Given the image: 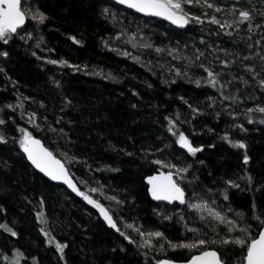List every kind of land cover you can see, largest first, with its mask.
<instances>
[{
	"label": "trees",
	"instance_id": "1",
	"mask_svg": "<svg viewBox=\"0 0 264 264\" xmlns=\"http://www.w3.org/2000/svg\"><path fill=\"white\" fill-rule=\"evenodd\" d=\"M31 2L47 13L45 22L37 24L27 19L23 29L32 31V37L25 41L17 36L7 45L0 42V50L9 52L7 57L0 56V67L4 69L0 72V117L5 120V124L0 125V132L7 136L5 141H0V204L6 209L0 212V223H7L18 233L12 236L0 229V249L11 256L14 254L11 249L20 248L25 253L21 264H155V259L190 257L186 248L166 247L162 252L151 251L146 259L144 252L148 251L147 247L138 248L137 244L108 225L94 205L83 197L75 196L65 185L48 180L29 164L18 142L21 128H27L60 158L80 190L104 204L122 230L137 242L139 234L132 229H124L119 217L139 225L143 231L158 228L172 240L193 238V233L185 229V224L202 229L201 238L208 241L225 235L224 224L214 222V232L207 222L200 220V215L206 216V212L198 213L187 204L170 205L151 199L145 177L167 171L175 173L176 170L169 169L167 163H155L156 159L177 163L173 156H179L181 164L190 162L193 165L188 173L183 174L186 177L183 182L174 176L182 187L188 185L185 187L186 200L196 192L205 199L214 200L212 206L225 214L229 205L234 210H243L248 223L254 225L253 232L258 231L251 216L253 200L258 205L256 213L264 211V191L256 189V185H264V124L259 122L264 114L253 113V119L249 121L243 113L247 107L260 102L259 90L254 93L255 100L244 99L239 104H233L231 100L219 97V85L216 88L208 84L197 85L183 78L163 83V70L159 65L170 61L181 67L184 61L166 54L162 58L154 49L133 48L125 42L127 37H114L116 31L121 30L120 26L134 21L129 30L135 31L139 26L151 33L147 39L154 45L175 46L179 42L189 55L194 46L204 50L208 59L214 56L223 58L225 54L218 51L220 48L239 53L237 63L226 71L248 76L238 61L249 52H254L256 55L244 62L254 63L259 68L261 53L257 50L264 49V0H212L223 5L220 12L203 7L202 0L201 5H186V10L194 15H216L221 23L232 22L225 24L227 32L208 19H203L202 23L190 20L188 27L176 28L110 0ZM102 6L122 10L128 20L117 17L114 21L101 16ZM240 10H249L252 13L251 23L260 27L249 31V22L237 19ZM236 23L240 25L238 28ZM72 36L82 40V43L76 44ZM136 40L145 42V38L139 36ZM248 43L253 47L248 48ZM185 45L187 48H184ZM122 49L130 55H121ZM208 53L212 55L208 56ZM133 55L140 56L141 60L132 59ZM61 58L67 59L69 65L50 62ZM148 60L152 61L151 65L146 63ZM70 65H76L77 69ZM216 67L224 66L217 63ZM198 75L206 73L193 66L192 79ZM172 76H175L174 68L171 69V76L167 71L163 72L164 79L171 81ZM54 80L60 83L56 84ZM236 86L241 87L239 83ZM243 88L248 92L254 91L252 86L244 85ZM224 91L227 94L230 89ZM181 96L204 111L192 115L193 109L180 99ZM206 97L216 98V104L209 107L212 102ZM18 102L23 103V108ZM9 103L15 107L7 108ZM223 104L232 105L241 115L228 116ZM30 112L37 114L35 123H29L27 113ZM217 112L221 114L217 116ZM176 113H180L179 117ZM169 116L178 120V130L189 135L194 146L204 145L196 156L175 143L177 137L168 131ZM233 123L237 127H230ZM239 124H243L247 131H242ZM226 130L230 139H242L246 147H235L222 139ZM144 148L160 151L145 153L141 151ZM245 152L250 156L247 164L243 161ZM145 155L147 159L142 158ZM73 156L77 159H71ZM245 173L252 175L253 183L239 179ZM229 178L235 179L240 188H226L224 181ZM92 188L99 191L92 192ZM225 188L228 200L219 192V189ZM248 188L252 191L244 190ZM208 189L213 191L208 192ZM110 196H117L118 200L125 202L118 204L110 200ZM37 212L42 213L44 222L37 219ZM158 212L160 215H157ZM180 213L185 219L177 223ZM165 215L173 218L165 220L162 218ZM41 227L50 232L49 237L44 236ZM51 236L61 243L66 242L63 258L55 243H46ZM152 239L156 241L159 238ZM214 246L221 248L219 244ZM32 256L37 260L32 261ZM0 264H10V261L0 258Z\"/></svg>",
	"mask_w": 264,
	"mask_h": 264
},
{
	"label": "snow or ice",
	"instance_id": "2",
	"mask_svg": "<svg viewBox=\"0 0 264 264\" xmlns=\"http://www.w3.org/2000/svg\"><path fill=\"white\" fill-rule=\"evenodd\" d=\"M115 4L126 6L128 9L135 10L138 13L162 17L172 22L175 25L184 26L187 25L190 20L195 23H202L203 19H208L211 22L218 24L221 29L225 32L228 29L225 27V24L232 23L230 21H226L225 23H221L219 19H217L216 15H194L190 11L186 10V5H190L196 3L197 5H201V0H114ZM202 6L207 8H213L216 12H220L223 5H218L213 3L212 0H202ZM235 8V5H233ZM100 15L111 18L112 20H116L117 17L128 20L126 16H124L123 11H118L116 8L111 6H102L100 9ZM48 18L47 13L42 11L40 7L34 6L31 0H0V42H3L4 45L9 44L10 41H13L15 37H19L20 40H25L28 37H32V31H26L21 28L22 25H25L26 19H30L35 21L37 24H43L45 20ZM237 19L240 22L248 21L249 22V31H251L254 27H260V25H253L252 21V13L249 10H240L238 13ZM134 21H130L129 23L120 26L121 30L116 31L114 38H124L127 37L126 43H130L133 48H137L138 46L145 49H154V52L157 54H161L163 58V54H166L169 57H172L175 60L184 61L181 67H176L174 64H171L170 61H165V64L159 65L163 70L161 73V79L163 83H170L177 78L190 79L191 82L200 85V84H208L213 88H216L219 85V97L222 100H231L233 104H239L240 101L244 99H256L255 91L258 89L260 92V102H256L252 107H247L243 113L245 118L249 121L253 119V113L264 114V49H258L257 52H260L258 59L260 61L259 68L254 63H245V60H248L250 57L255 56L256 53L249 52L247 56L244 57L243 60H239L240 66L244 69V72L249 74L246 76L245 74H233L232 71H226L230 66H233L237 63L236 57L239 56V53L232 52L231 50H226L223 48L218 49V51L225 54L222 58L220 56H214L211 59H208L205 56V51L200 48H196L193 46L191 55L184 52V49L180 47L179 42H176V45L172 44L168 45H154L151 40H148L147 37L151 35V33L145 32L144 29L136 26L135 31H130L129 29L132 26ZM264 23V22H262ZM239 23H236L235 27H239ZM145 38V42L140 43L136 40V37ZM43 39V37H41ZM72 40L76 42V44H81L82 40L77 39L76 36L71 37ZM203 40V37H201ZM106 43H108L106 41ZM256 43H260V41H256ZM38 46V45H37ZM111 46V44H108ZM208 47H212V45H208ZM248 48H252L253 45L251 43L247 44ZM187 48V45L184 46ZM121 55L129 56L130 53L126 50L120 51ZM33 55H36L33 52ZM211 53H208V56H211ZM0 56L7 57L9 56L8 51L0 50ZM138 62L141 60V57L138 55H133L131 57ZM202 58H204L202 60ZM42 59H48V57H42ZM52 64L56 65H69V61L67 59H52L50 60ZM147 64L151 65L152 61L148 60ZM159 64V61H157ZM223 65L222 68H217L216 64ZM74 70L77 69L76 65H70ZM193 66L198 69L203 70L206 75L196 76L192 79L191 69ZM86 67V65H85ZM175 69V76L171 77V81L168 79H164L163 72L167 71L171 76V69ZM151 70V68L149 69ZM4 69L0 67V72H3ZM227 76V79H225ZM254 77L255 79H252ZM10 79V78H9ZM14 83V82H13ZM54 83L59 84L58 80H54ZM239 83L241 87H237L236 84ZM244 85L252 86L254 91L248 92L246 88H243ZM152 87L151 84L148 85ZM225 89H230V91L226 94ZM135 92V89L132 90ZM239 92V95H234L233 93ZM181 100L184 101L185 104L188 105L190 109H193L192 115H196L197 113H201L204 111L203 108L194 106L189 103L184 96L180 97ZM207 100L212 102L209 107L216 104V98L214 97H206ZM67 100V97H65ZM19 106L23 108V103L18 102ZM71 102L69 101V104ZM7 108H14L15 105L9 103L6 105ZM223 108L226 110V114L231 117H239L241 113H238L232 108V105L223 104ZM2 111V109H0ZM29 116V123H35L36 112L27 113ZM221 113L217 112L216 115L219 116ZM179 117L180 113L175 114ZM46 119V117H45ZM169 120L168 131L172 132L177 138L175 143L182 146L183 149L186 150L187 153L192 156H196L198 152H200L204 145L200 144L198 146H194L192 140H190L189 135H186L184 131L178 130L179 124L177 119H173L171 116L167 117ZM261 124H264V118L259 120ZM71 123V121L69 122ZM5 124V120L0 117V125ZM242 131H247L243 124L238 125ZM40 127V125H37ZM230 127H237V124L233 123ZM55 131V129L53 130ZM63 132V129L59 130ZM209 131H213V129H209ZM22 135L19 137V145L23 149L25 153H27L28 160L41 171L47 173L49 177L53 180L64 181L67 186L73 191L77 192L84 200L88 201L89 204L94 205L97 209H99L100 214L103 219L117 232H120L127 240L132 243L137 244L138 248L147 247L148 251L144 252V256L147 259L150 255L151 251L162 252L165 248L172 249H188L190 253V257H185L183 259H155V264H264V211L260 214H257L255 209L258 207L255 200L252 203V220L254 221L255 228L258 229L255 233L253 232V224L248 223V219L246 218V214L243 210L240 209H232L231 206L226 209V213L223 211H218L216 207L212 205L215 203L214 200L205 199L200 196L198 193L193 192L192 196L186 200L185 198V187L181 186V182H183L186 177L183 174L189 172V169L193 167L192 163L181 164L179 156H173L174 159L177 160V163H172L171 161H165L161 159H156L155 163L159 165H163L167 163V167L169 169H175V173L173 171L160 172L158 174L146 176L145 179L148 181L150 187L149 192L156 199H160L161 197L167 201H179L181 204H187L190 209L197 210L198 213H207V215H200V220L207 222L212 230L215 232L216 227L214 222H218L224 224L225 235L215 239L213 241H208L205 238H201L202 229L196 228L191 225L185 224V229L193 233V238L188 239L187 237L179 240L169 239L168 236L165 235L164 232H161L158 228L155 230L143 231L141 227L133 222L125 220L123 216L119 217L121 221H123L124 229H132L133 231L139 234L140 240L137 242L133 239L128 232L123 231L122 227L118 225L117 220L113 218V215L109 211L108 208L105 207L99 200L94 199L92 196L88 194L86 191H81L80 188L77 187V184L74 182L72 175H70L69 170L65 168L64 164L58 160L48 148L44 147L39 139L33 136L32 132H30L27 128H21ZM222 139L226 140L229 144L244 148L246 147L245 141L242 139H230V133L226 130L222 134ZM7 136L0 132V141H5ZM142 152H158L160 149H149L144 148L141 149ZM131 155V153H128ZM143 159H147L145 155L142 157ZM71 159L75 160L76 157H71ZM250 160V156L245 152L243 155V161L247 164ZM199 163L203 164L204 161H199ZM104 167H111V165H105ZM174 176L179 177L181 182H177V179H174ZM197 177H193L196 179ZM239 179L246 180L247 183H253V177L249 173H245L244 176L239 177ZM84 181H81L83 183ZM226 188L227 186H231L233 188H240V184L236 183L235 179H227L224 181ZM225 189H219L221 195H223L225 200H228V193ZM256 189L259 191H264V185H256ZM245 191H252L251 188L244 189ZM92 192H97L99 189L92 188ZM213 189H208V192H212ZM103 194V193H102ZM112 201H117L118 204H123L124 200H118L117 196L108 197ZM43 203V199L41 198V204ZM6 209L2 204H0V212H5ZM180 212L179 209H177ZM233 213H235L233 215ZM157 215H160L158 212ZM37 219H42V213H36ZM165 220H170L173 217L171 215H165L162 217ZM185 217L183 213H180L179 220L177 223L184 221ZM0 229H4L5 231L11 233L12 236H17L18 233L12 228L9 227L7 223H0ZM40 231L44 234V236L49 237L50 232L46 230L44 227L40 228ZM206 236V233H205ZM159 238L154 241L152 238ZM46 243L52 244L55 243L56 250L61 253V258H63L64 249L66 247V242L61 243L56 239L55 236H51ZM221 245L220 249H217L214 245ZM239 246V247H237ZM11 252L13 255H9L7 252H4L0 249V258L4 261H10V264H21V257L25 256V253L20 248H13ZM236 252H239V255H236ZM32 261H36L37 257L32 256Z\"/></svg>",
	"mask_w": 264,
	"mask_h": 264
},
{
	"label": "water",
	"instance_id": "3",
	"mask_svg": "<svg viewBox=\"0 0 264 264\" xmlns=\"http://www.w3.org/2000/svg\"><path fill=\"white\" fill-rule=\"evenodd\" d=\"M110 1H113V2H114V0H110ZM124 7H126V6H124ZM131 10H132V9H131ZM133 11H135V10H133ZM135 12H136V11H135ZM136 13H138V12H136ZM138 14L143 15V16H148V17H154V18H157V19L163 20V21L169 23L170 25H172V26H174V27H176V28H180V29H183V28L188 27V26H189V23H190V22H189L187 25H184V26H179V25H175V24H173L172 22H170V21H168L167 19L162 18V17L150 16V15H145V14H141V13H138ZM26 23H27V19H26V21H25V25H26ZM25 25H22L21 28H23ZM37 139H38V138H37ZM39 140H40V139H39ZM40 141H41V140H40ZM41 143H42V145H43L44 147H46V146L43 144L42 141H41ZM180 146H181V145H180ZM181 147H182V146H181ZM46 148H47V147H46ZM182 149H183V148H182ZM184 150H185V149H184ZM49 151H50V150H49ZM22 152H23V154L25 155V157H26L27 161L29 162V164H30V165H31L36 171H38L39 173H41L42 175H44L48 180H50V181H52V182H54V183H58V184L65 185V186L68 188V190H69L70 192H72L75 196L81 198V196H80L77 192H75V191H73L72 189H70L64 181L53 180L51 177H49V176L47 175V173H45V172L41 171L40 169L36 168V167L31 163V161L28 160V158H27V153H25V152L23 151V149H22ZM52 154H53V153H52ZM53 155H54V154H53ZM54 156H55V155H54ZM55 157H56V156H55ZM56 158H57L58 160H60V161L64 164V162H63L60 158H58V157H56ZM64 166H65V168H67L65 164H64ZM155 174H158V173H155ZM153 175H154V174H153ZM174 179H175V177H174ZM73 180H74V179H73ZM74 182L76 183L75 180H74ZM147 183H148V181H147ZM76 184H77V183H76ZM148 186L150 187L149 183H148ZM77 187L79 188L78 184H77ZM149 195H150L151 199H152L154 202H156V203H165V204H170V205H172V204H174V203H176V204H181L179 201H167V200H164L162 197H161L160 199H156L155 197H153V196L151 195L150 192H149ZM185 198H186V191H185ZM181 205H183V204H181Z\"/></svg>",
	"mask_w": 264,
	"mask_h": 264
}]
</instances>
